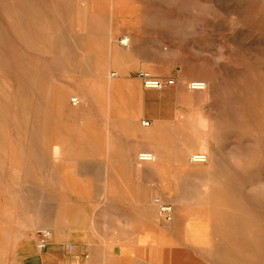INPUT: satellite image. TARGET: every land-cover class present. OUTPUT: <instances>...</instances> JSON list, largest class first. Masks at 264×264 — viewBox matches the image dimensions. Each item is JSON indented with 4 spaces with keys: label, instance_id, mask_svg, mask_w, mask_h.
<instances>
[{
    "label": "rangeland",
    "instance_id": "1",
    "mask_svg": "<svg viewBox=\"0 0 264 264\" xmlns=\"http://www.w3.org/2000/svg\"><path fill=\"white\" fill-rule=\"evenodd\" d=\"M124 76L135 170L61 165L124 128ZM61 227L98 235L109 264H264V0H0V264H37V231ZM136 240L137 261L116 255Z\"/></svg>",
    "mask_w": 264,
    "mask_h": 264
},
{
    "label": "crops",
    "instance_id": "2",
    "mask_svg": "<svg viewBox=\"0 0 264 264\" xmlns=\"http://www.w3.org/2000/svg\"><path fill=\"white\" fill-rule=\"evenodd\" d=\"M118 81L123 86V91L119 92L117 97L122 103L120 107L121 112L124 113L122 117L124 128L115 132L110 126L107 129L104 126L101 137H87L88 140L84 143L85 154L75 153V157L66 158L61 163L64 166L75 167V170L76 167L82 166L84 173L95 172L97 174L95 181H109L113 167H132L134 170L137 167V77L124 76ZM96 100L95 98L92 101ZM111 100V97L103 96L102 106L109 109ZM107 119L110 125L109 116ZM68 150L71 152L73 148ZM80 170L81 168L77 171ZM59 229L55 228L54 232L52 231V246L50 245L37 257V264H109L110 255L98 239V235H89L84 229H75L77 231L74 232L72 227L69 228L70 230L62 227ZM70 245L73 246V250H69ZM129 249L121 246L116 255L137 261V240L134 247ZM130 251L132 254H129Z\"/></svg>",
    "mask_w": 264,
    "mask_h": 264
},
{
    "label": "built area",
    "instance_id": "3",
    "mask_svg": "<svg viewBox=\"0 0 264 264\" xmlns=\"http://www.w3.org/2000/svg\"><path fill=\"white\" fill-rule=\"evenodd\" d=\"M120 44L122 46H128L129 45V38L128 37H123L120 40ZM112 76H117V73H113ZM140 78L142 79L143 85L146 89H163L165 87V82L161 78L153 77L151 73L141 71L139 73ZM190 87L192 89H204L206 87V84L202 81H199L197 83L192 82L190 84ZM81 100L79 97H74L72 99L73 105H78L80 104ZM145 126H149L150 122H144ZM155 159V155L151 151H144L139 153L138 155V160L140 162H152ZM208 160V155L206 153H195L192 156V162L193 163H198V164H203L206 163ZM155 203H157L160 214L163 216V218L167 222H172L174 219V207L172 204L163 202L161 199L157 198L155 199ZM36 245L37 248L40 251L46 250L50 247L51 241H52V231L50 229H39L36 233ZM69 250H73V246H69Z\"/></svg>",
    "mask_w": 264,
    "mask_h": 264
},
{
    "label": "bare ground",
    "instance_id": "4",
    "mask_svg": "<svg viewBox=\"0 0 264 264\" xmlns=\"http://www.w3.org/2000/svg\"><path fill=\"white\" fill-rule=\"evenodd\" d=\"M195 83H197V82H195ZM152 152V151H151ZM154 153V152H153ZM154 155H155V153H154ZM194 155V154H193ZM193 155H191V162H192V156ZM155 158H156V155H155ZM154 161L156 162V160L154 159ZM154 161H152L153 163H155ZM208 161V160H207ZM144 163H151V162H140V164H144ZM158 168V167H157Z\"/></svg>",
    "mask_w": 264,
    "mask_h": 264
}]
</instances>
